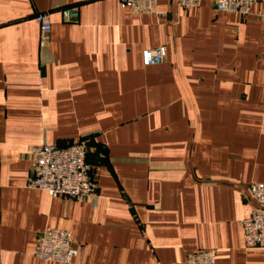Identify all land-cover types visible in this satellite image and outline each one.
Returning a JSON list of instances; mask_svg holds the SVG:
<instances>
[{"label":"crops","instance_id":"0c3cea01","mask_svg":"<svg viewBox=\"0 0 264 264\" xmlns=\"http://www.w3.org/2000/svg\"><path fill=\"white\" fill-rule=\"evenodd\" d=\"M215 2L157 0L144 15L119 0H0V264H59L35 256L47 228L71 233V264H188L203 250L264 264L243 232L264 184V0L247 16ZM78 141L95 202L27 188L31 148Z\"/></svg>","mask_w":264,"mask_h":264},{"label":"built area","instance_id":"2783aa9c","mask_svg":"<svg viewBox=\"0 0 264 264\" xmlns=\"http://www.w3.org/2000/svg\"><path fill=\"white\" fill-rule=\"evenodd\" d=\"M124 8L135 13L157 14V0H119ZM262 0H216L218 12L234 13L241 16L250 14L252 7ZM201 0H177V6L190 10L200 5ZM72 10H67V15ZM264 17V10L261 13ZM41 31V45L44 37L51 31L49 16L40 14L35 17ZM164 47L143 53L145 66L161 64L166 58ZM87 146L83 141L60 148L43 144L31 148L33 158L32 176L27 188L46 192L52 198L83 200L95 202L98 193L97 170L87 161ZM252 208L243 222L244 244L247 248L264 247V184L250 187ZM35 256L43 262L71 264L77 256L71 233L56 228H47L38 237ZM188 264H216L214 252L203 250L188 256Z\"/></svg>","mask_w":264,"mask_h":264}]
</instances>
